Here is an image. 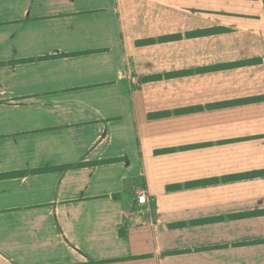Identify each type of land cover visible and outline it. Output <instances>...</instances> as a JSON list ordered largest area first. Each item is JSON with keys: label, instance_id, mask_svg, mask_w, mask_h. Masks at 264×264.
Instances as JSON below:
<instances>
[{"label": "crops", "instance_id": "crops-1", "mask_svg": "<svg viewBox=\"0 0 264 264\" xmlns=\"http://www.w3.org/2000/svg\"><path fill=\"white\" fill-rule=\"evenodd\" d=\"M0 264H264V0H0Z\"/></svg>", "mask_w": 264, "mask_h": 264}, {"label": "trees", "instance_id": "trees-1", "mask_svg": "<svg viewBox=\"0 0 264 264\" xmlns=\"http://www.w3.org/2000/svg\"><path fill=\"white\" fill-rule=\"evenodd\" d=\"M257 100V99H256ZM250 101H255V100H246V101H236V102H233V103H228V104H224V106H231V105H236V104H244L246 102H250ZM195 110V109H194ZM196 111V110H195ZM182 113L184 112H188L187 110H183V111H180ZM179 113V112H178ZM171 113L170 112H162V113H156L154 115H151L150 118H153V119H158V118H163V117H168L170 116Z\"/></svg>", "mask_w": 264, "mask_h": 264}, {"label": "rangeland", "instance_id": "rangeland-1", "mask_svg": "<svg viewBox=\"0 0 264 264\" xmlns=\"http://www.w3.org/2000/svg\"><path fill=\"white\" fill-rule=\"evenodd\" d=\"M169 38L168 37H160V36H157V37H150V38H146V40H142V42L146 45H150V44H154L156 42H165V41H168Z\"/></svg>", "mask_w": 264, "mask_h": 264}, {"label": "built area", "instance_id": "built-area-1", "mask_svg": "<svg viewBox=\"0 0 264 264\" xmlns=\"http://www.w3.org/2000/svg\"><path fill=\"white\" fill-rule=\"evenodd\" d=\"M137 202L141 205H144L148 202L147 193L144 190H140L137 193Z\"/></svg>", "mask_w": 264, "mask_h": 264}]
</instances>
